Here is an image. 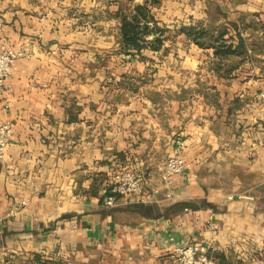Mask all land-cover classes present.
Listing matches in <instances>:
<instances>
[{
    "label": "crops",
    "instance_id": "0c3cea01",
    "mask_svg": "<svg viewBox=\"0 0 264 264\" xmlns=\"http://www.w3.org/2000/svg\"><path fill=\"white\" fill-rule=\"evenodd\" d=\"M148 1L0 0V44L28 51L0 89V264H172L194 242L264 264V0H150L127 50ZM178 141L169 191L104 204L118 169L160 187Z\"/></svg>",
    "mask_w": 264,
    "mask_h": 264
},
{
    "label": "built area",
    "instance_id": "2783aa9c",
    "mask_svg": "<svg viewBox=\"0 0 264 264\" xmlns=\"http://www.w3.org/2000/svg\"><path fill=\"white\" fill-rule=\"evenodd\" d=\"M28 56L25 47L15 50L6 43L0 44V89H5L7 79L15 69V63ZM7 99H3L0 107V117L3 109L8 107ZM13 129L10 122L0 119V161H2L7 145L12 136ZM184 147L182 141H178L175 150L170 155L160 176V187L146 190V178L140 172L130 169H118L111 176V195L104 197L106 206H112L117 198L134 197L139 200L150 199L156 195L160 189L169 191L175 182V177L180 174L191 172L192 165L184 160L180 153ZM15 213V211H11ZM154 264H166L163 260L157 259ZM172 264H211L208 247L202 243L194 242L179 245L174 248Z\"/></svg>",
    "mask_w": 264,
    "mask_h": 264
},
{
    "label": "trees",
    "instance_id": "16d2710c",
    "mask_svg": "<svg viewBox=\"0 0 264 264\" xmlns=\"http://www.w3.org/2000/svg\"><path fill=\"white\" fill-rule=\"evenodd\" d=\"M153 4L152 1H148L146 4L142 6L135 7V12L129 16H126L122 20V40L124 47L127 50H139L144 46L141 42L144 39L142 36L146 34H150V32L154 30H148V22L152 19L149 16V4ZM155 30L158 33H162L161 30H157L154 26ZM153 29V28H152ZM193 39L198 41L199 38L203 37V33L191 32ZM159 42V41H158Z\"/></svg>",
    "mask_w": 264,
    "mask_h": 264
}]
</instances>
